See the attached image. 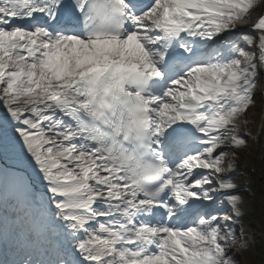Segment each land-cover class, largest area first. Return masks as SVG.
Here are the masks:
<instances>
[{"label":"snow or ice","instance_id":"snow-or-ice-1","mask_svg":"<svg viewBox=\"0 0 264 264\" xmlns=\"http://www.w3.org/2000/svg\"><path fill=\"white\" fill-rule=\"evenodd\" d=\"M257 146L264 0H0V264H245Z\"/></svg>","mask_w":264,"mask_h":264},{"label":"bare ground","instance_id":"bare-ground-1","mask_svg":"<svg viewBox=\"0 0 264 264\" xmlns=\"http://www.w3.org/2000/svg\"><path fill=\"white\" fill-rule=\"evenodd\" d=\"M261 97V95H260ZM262 104V98L260 100ZM259 105V106H260ZM260 107L257 109L259 123ZM264 153L259 146L245 154L239 161L237 179L247 200V222L253 236L264 245Z\"/></svg>","mask_w":264,"mask_h":264},{"label":"rangeland","instance_id":"rangeland-1","mask_svg":"<svg viewBox=\"0 0 264 264\" xmlns=\"http://www.w3.org/2000/svg\"><path fill=\"white\" fill-rule=\"evenodd\" d=\"M256 100L258 109L261 102L260 89H258L257 91ZM245 224L250 233V239L252 240L253 245L250 252L246 254L248 259L245 261V264H264V259H262V255H264V245L259 240L254 238L251 227L248 225L249 223L247 222V215L245 218Z\"/></svg>","mask_w":264,"mask_h":264}]
</instances>
